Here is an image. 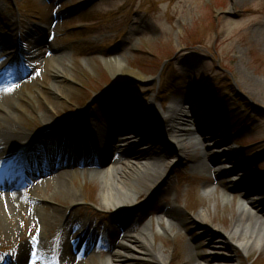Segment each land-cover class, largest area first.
Here are the masks:
<instances>
[{"label":"rangeland","instance_id":"rangeland-1","mask_svg":"<svg viewBox=\"0 0 264 264\" xmlns=\"http://www.w3.org/2000/svg\"><path fill=\"white\" fill-rule=\"evenodd\" d=\"M9 22L17 23L18 33L9 32ZM0 30L11 36L8 47L17 45L18 38L21 40L23 60L27 61L29 66L37 60L36 55L40 58L48 56L45 57L46 60L54 59L57 65H65L69 75V78L64 74L56 76L49 68L44 74V63L38 62L36 67L24 69L33 70L36 75L29 74L28 79L31 81H27L28 84L22 89L19 96L21 99L2 101L8 105H14L15 101H19L22 109H16L23 121V127L27 130L41 133L45 129L47 123L42 120L44 111L52 109L53 122L67 121L89 102L93 110H99V102H110L118 91L129 98L132 96L141 102L145 100L144 104L153 97H157L159 102L160 98L156 95L159 82L155 75L163 68L162 65L172 63L168 61L169 59L179 55L173 63V72L170 71L169 74L173 73L182 78L179 82L182 90L177 96L162 97L169 101L174 99L189 101L197 111L207 115L205 117L207 123L214 124L209 120V113L213 109L210 104L211 98L204 97L208 91L213 92L215 96L213 99L217 100V104H223L219 109L234 114L243 112L241 109L243 105L232 101L235 98L230 100L218 97L225 91L233 93L232 86L226 85L228 80L221 77L219 71L221 69L223 71L220 72L230 73L241 94L262 113L258 111L256 116L253 115L246 120L248 124L242 127L244 134H238L236 138L229 137L231 144L226 150L234 151L236 146H246L244 151L239 149L236 159L244 161L247 168L248 161H255L250 166L254 173L264 169V0H0ZM28 45H31L30 50L27 49ZM195 45L204 47V51L192 56L193 53L186 48L197 47ZM48 47L49 49L52 47V53L47 52ZM33 49L36 50L35 54ZM112 57L123 58L129 68L140 71L148 80L139 84L131 83L136 81H126L123 86H118L119 75L112 73L105 65V61ZM44 59H39V62ZM214 62L220 63L218 65L221 66L220 68L214 64L215 69H218L216 72ZM107 71L108 77L105 75ZM64 87H68L67 96H62ZM5 89L6 87L2 92V98H5V94L11 98L19 87H9L7 92ZM190 107L192 108L184 106L189 111L188 117L177 118L173 127L178 125L180 128L187 119H190L188 123H195ZM78 119L76 121L79 123ZM219 121H216L217 124ZM222 124L223 122L220 123ZM48 125L51 126L53 123ZM217 129L219 126L213 125L212 130ZM70 130L71 133L73 130L82 131L77 126L71 127ZM47 138L43 139L45 143ZM60 140V136L50 137L48 144L51 146L53 142ZM122 145L124 148L127 147V143ZM157 148L150 145L139 147L132 152L149 154V157H152L150 161L154 164L158 161L156 156H159ZM210 153L209 151L206 155L219 159L215 157L219 152ZM249 154L252 155L246 158ZM174 157L172 162L177 163L167 172L164 179L157 176L158 179L150 180L156 185L151 189V194L159 193L152 207L159 208V204L176 206L181 214L182 210H187L190 211V215H181L182 219L187 220V224L182 229H174L170 239L154 238V235L153 248L150 249L149 256L154 257L155 253L161 252L168 259L167 264H193L187 259L188 252L189 254L192 252L196 261L203 263L202 260L209 254L204 249L210 246L211 238L214 236L211 234L210 237V234L203 231L199 223L225 234L230 230L236 217L239 192L233 193V198L227 199L226 196L230 194H226L224 188L228 187V181H221V178L215 180L211 166H207L210 171L202 169L197 155L191 157L178 154ZM156 164L163 168L160 163ZM202 164L204 165L203 160ZM69 179H74L75 183L74 185L69 183L67 193L61 192L60 195L40 201L45 213L51 216L50 223L62 224L65 220L63 210L68 207L71 211L66 223L78 217L88 218L90 222L94 221L100 227L102 222L99 220L104 218L106 221L107 217L102 216L103 212L108 214L111 208L102 206L99 179L89 177L87 174L72 176ZM256 179L254 184L260 187L259 193L254 189H248L247 194L254 197L256 204H253L254 209L264 214V176ZM46 181L48 180L40 178L37 181L32 180L31 184L22 190L0 192L1 207L7 204L6 197H11L18 205L13 222L0 221V260L4 259L5 254L12 253L22 242L33 241L37 231V219L31 200L39 202L36 195L51 192V188L57 184L54 181ZM214 183L219 184L218 191L201 195L202 191L207 192L208 187H214ZM13 185L15 186V183ZM142 189H145V186L138 190L139 193ZM140 196L139 199L142 201L145 195L141 193ZM148 198L150 197L145 196L144 200ZM86 203L96 206L100 212H95ZM49 209L55 210L56 213L50 212ZM205 211L209 213L210 220L201 222L199 214ZM65 228L67 229L65 233L72 229ZM153 229L155 233L157 228L153 226ZM45 233L52 234L51 227L46 229ZM111 242L113 246L114 241ZM228 243L227 247L231 251L223 255L226 257L225 264H254V261L259 259L258 264H264V247L253 250L252 254L247 256L238 247L230 248L229 244L232 243ZM199 249H202L201 255ZM97 257H94L95 260H91L90 264L104 262L108 254ZM136 260L129 264H159L156 261ZM209 261L207 259V264Z\"/></svg>","mask_w":264,"mask_h":264},{"label":"bare ground","instance_id":"bare-ground-1","mask_svg":"<svg viewBox=\"0 0 264 264\" xmlns=\"http://www.w3.org/2000/svg\"><path fill=\"white\" fill-rule=\"evenodd\" d=\"M8 25L9 32H17V25L14 22H9ZM8 39L9 36L7 34H4L2 30H0V40L5 41ZM2 55L0 54V93L3 90L5 84L8 82H16L14 86L19 87V89L11 98L6 97V94L4 95L5 98H2V95L0 94V176H7L12 174L17 175L18 177H25L29 173L48 174L49 182L54 181L57 184L55 187L51 188V192L46 191L44 193L41 192V195H36V198L42 201L43 199L49 198L50 196L53 197L56 195H60L61 192L67 193L69 189V183L70 185H74L75 183L73 181L74 179L69 178L78 175L79 172H88L89 177L99 179V184L101 186L99 195L103 204L102 206L104 208L113 207L116 209V211H121L118 213L124 216L128 213L127 210H125V207L127 206V204L136 199L139 193L138 190L141 189L142 186H145V188L154 187L155 184L150 180L157 178V176H162L166 171H168L169 165L162 166L163 168H160L159 165L155 164L158 162H155L154 164L150 163L148 155L137 156L134 154H128L129 151L122 152L124 150L121 147H118V143H120L119 139L121 137L118 126H112L111 124L106 125L104 124V122H101L102 124L95 122L90 130L85 132L87 136L86 141H83L80 136L79 143H81L82 146L80 145L77 148L74 147V149L71 150L68 145L66 146L67 139H64L62 151L59 152L60 157L50 163V159L52 157L48 154V152H46L48 151L47 149H44L45 152L35 151L34 148L39 144L40 138L38 135H32L28 133L27 130L23 127V121L20 119V115L18 113V110L16 109H22L19 101H15L14 105H8L3 102L4 100L19 98V96L22 94V89L28 84L27 81L29 80L27 74H24L18 70H13L9 66L4 67L3 58L5 57ZM43 63L44 74L45 71L49 68L56 76H59V74H64L69 78V75L66 72L65 65L59 66L55 63L54 59L48 61L46 60V58L43 60ZM105 65L108 66L112 73L114 72L115 74H117V76L119 75V85L125 83L126 81H147V79L140 74L131 71L128 68V64H126V61L121 57L106 60ZM68 85L69 82L67 86ZM52 87L56 88V86ZM63 89L65 93L63 92L62 96H67L68 93L66 94V92L68 87H64ZM2 99L4 100L2 101ZM179 108L180 106L178 102L172 103L171 109L166 115V117H168L166 120L171 121L174 111L178 110ZM159 111L161 112L160 107H153V114L160 113ZM124 113L125 116H134L131 110L129 112L126 110ZM224 113L233 121H235L236 115L234 113ZM43 114L45 115L42 117V120L44 123H47V129H54L55 132L59 134L66 131L67 125H64L63 122H53L54 117L52 109H49L46 112L44 111ZM121 120L124 119L118 120L117 123H120ZM51 123H53V125H48ZM110 123H113V121H111ZM128 123L132 124V126L136 129L139 128V126L135 125V122L132 123L128 120ZM183 127L184 126H181V128ZM170 134V137L180 148H185L186 145L189 144H195L197 147L199 144L197 135H194L192 136V138L186 140L183 137L185 134L183 136L179 135L176 137L174 132H170ZM135 136L139 137L137 135ZM130 141L131 140H127L124 143L128 144V148H136L137 146L134 144H130ZM220 146L221 145L216 144L213 148L217 149ZM81 148L82 150L79 151L78 149ZM26 153L27 157L24 158L25 156L23 154ZM44 153L46 155L48 154L46 158L49 160V165H47L46 167L34 168L32 164L35 163L38 159L43 161L40 158V155ZM111 155L116 158V161L113 163L112 159L110 165H108L107 167H103L104 160L106 161L107 159H109ZM55 157L57 156H54V158ZM67 159H69V162H67ZM19 160L26 163L24 165H21L19 163ZM57 163H59L60 165H56ZM64 163L66 164L64 165ZM42 165L44 164L42 163ZM92 174L96 175L92 176ZM149 177H151V179ZM208 193L209 192H207V194ZM226 198L231 199V196L227 195ZM6 200L7 204L5 206L2 205L1 207L0 205V221L9 220L10 222H13V215L17 212L18 205L11 197H6ZM251 202H254V197H252L251 195H246V197L242 198V200L239 201V207L236 217L233 219L230 230H227L226 228L227 231L225 232V235L222 233H213V235L215 236V238H213L214 242L210 246L208 252L211 255V258L213 260H216L214 264L226 263L224 260L226 259V257H223V255L230 251V249L227 247V242H232L247 256L252 254L253 250L261 249L264 247V214L258 213L256 210H254L250 205ZM37 207L38 208H35L36 214L38 215L37 217L42 226H45V224L43 223V221L45 220L44 208H42V205L39 204H37ZM168 212L169 210L164 211L163 215H167ZM206 212L207 211L199 214V220L201 222L210 220L209 213ZM144 219L145 218L142 214L136 215L134 213H131L126 217L124 216L123 221L120 224L112 223L110 221V232L108 236L112 237V240H114V242L118 244V249L112 251V253L108 256L107 261H100V264H129L130 262L134 261V259H140L147 262L156 261L159 264H167L168 259H166L165 254L161 252L155 253L154 257L149 256L150 249L153 248L152 243L154 235V231L151 228V225L145 226V229L142 232L143 234H139L140 236L134 233L137 230V224L140 223V225H142L141 223H143ZM168 223L169 226L166 228L158 226V232L165 236H168L173 232L175 228H177L173 223ZM58 226L59 223H54L52 225V227L54 228H57ZM139 228H141V226H139ZM94 229V224L91 225L89 224V222H82L81 224L77 225V231L84 230L83 232L85 236H87L88 233L91 232V230L94 231ZM42 240L44 239L42 238ZM83 241V243L88 244L86 240ZM46 243L48 244V248L44 250L43 245H46ZM32 244L34 245V242H32ZM79 244L80 241H78L77 243H72V245L74 246V251L70 252L71 238L68 237V235H64L59 245L60 253L57 255L54 253V249L57 248L56 242L53 240L50 242L44 241L40 244L37 253L39 252V249H41V252L45 256H37L35 259H33L31 254V259L29 260V262H33L32 264H34L43 258V263V261L47 260L48 256L52 254L50 256L52 262L50 261L49 264H90L91 260L94 259L93 256L87 255L86 257H81L72 255V253H75L76 255L82 254L86 250L85 245L82 244V247L78 251L77 246H79ZM30 245L31 241H27L22 242L18 247L17 254L19 258L23 259L22 264H24L25 258L28 257V254L30 252ZM230 246L233 247L232 244L229 245V247ZM33 247L35 251V245ZM199 254L201 255L202 253ZM187 259L189 262H193V264H204L201 262H197L195 259V254H193L192 252L190 254L188 252ZM29 262L25 264H30ZM18 264H20V262Z\"/></svg>","mask_w":264,"mask_h":264},{"label":"trees","instance_id":"trees-1","mask_svg":"<svg viewBox=\"0 0 264 264\" xmlns=\"http://www.w3.org/2000/svg\"><path fill=\"white\" fill-rule=\"evenodd\" d=\"M225 76H226V77L229 79V77H228L227 75H225ZM233 92H234L233 94H234V95H236V92H235V90H234Z\"/></svg>","mask_w":264,"mask_h":264},{"label":"water","instance_id":"water-1","mask_svg":"<svg viewBox=\"0 0 264 264\" xmlns=\"http://www.w3.org/2000/svg\"><path fill=\"white\" fill-rule=\"evenodd\" d=\"M158 78H159V76H158ZM158 78H157V79H158Z\"/></svg>","mask_w":264,"mask_h":264}]
</instances>
